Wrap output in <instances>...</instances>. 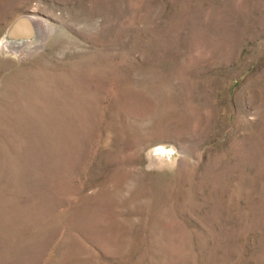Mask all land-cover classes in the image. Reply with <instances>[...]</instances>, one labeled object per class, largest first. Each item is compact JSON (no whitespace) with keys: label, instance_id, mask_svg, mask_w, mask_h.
<instances>
[{"label":"rangeland","instance_id":"obj_1","mask_svg":"<svg viewBox=\"0 0 264 264\" xmlns=\"http://www.w3.org/2000/svg\"><path fill=\"white\" fill-rule=\"evenodd\" d=\"M0 264H264V0H0Z\"/></svg>","mask_w":264,"mask_h":264},{"label":"water","instance_id":"obj_2","mask_svg":"<svg viewBox=\"0 0 264 264\" xmlns=\"http://www.w3.org/2000/svg\"><path fill=\"white\" fill-rule=\"evenodd\" d=\"M35 36V23L30 14L16 19L7 32L8 39L13 41H25Z\"/></svg>","mask_w":264,"mask_h":264},{"label":"bare ground","instance_id":"obj_3","mask_svg":"<svg viewBox=\"0 0 264 264\" xmlns=\"http://www.w3.org/2000/svg\"><path fill=\"white\" fill-rule=\"evenodd\" d=\"M39 22V21H38ZM44 25V24H43ZM43 25L39 22V26L38 27H36V25H35V27H36V36L37 35H39V38L42 36V34H43V32L45 33V31H44V27H43ZM48 29V28H47ZM40 32H41V34H40ZM45 35V34H44ZM11 44V43H10Z\"/></svg>","mask_w":264,"mask_h":264}]
</instances>
